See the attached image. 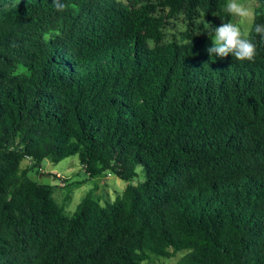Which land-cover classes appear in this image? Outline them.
Masks as SVG:
<instances>
[{"label":"trees","instance_id":"obj_1","mask_svg":"<svg viewBox=\"0 0 264 264\" xmlns=\"http://www.w3.org/2000/svg\"><path fill=\"white\" fill-rule=\"evenodd\" d=\"M253 61L203 52L228 0H0V264H264V0ZM178 21L183 31L170 33ZM205 21V23H204ZM76 156L71 216L28 177ZM29 160L31 166L22 168Z\"/></svg>","mask_w":264,"mask_h":264},{"label":"rangeland","instance_id":"obj_2","mask_svg":"<svg viewBox=\"0 0 264 264\" xmlns=\"http://www.w3.org/2000/svg\"><path fill=\"white\" fill-rule=\"evenodd\" d=\"M127 2V0H120ZM248 5L253 13L255 3L252 0H241ZM253 16L249 19L246 27L248 32L252 24ZM233 22L239 23L238 20ZM170 33L177 35L183 31V26L178 21H174L169 26ZM212 41L209 39L203 48V52L209 55L207 49L211 46ZM210 58V56H209ZM223 58H215V61H222ZM31 166L29 160L22 163V168ZM137 177L132 181L125 182L114 175L105 173L94 178H90L83 170L76 156L69 157L59 163L41 164L40 168H32L28 171V177L38 184L50 185L53 187V198L64 208L66 216H71L80 201L89 195L101 206L112 204L128 185H136L144 179L142 168H137ZM186 251H180L170 259L150 257L145 264H179Z\"/></svg>","mask_w":264,"mask_h":264},{"label":"clouds","instance_id":"obj_3","mask_svg":"<svg viewBox=\"0 0 264 264\" xmlns=\"http://www.w3.org/2000/svg\"><path fill=\"white\" fill-rule=\"evenodd\" d=\"M52 4L57 12H61L65 9L66 0H53ZM224 11L239 23L223 22L220 26L206 23L213 29L212 44L207 49L210 59L215 62V58H224L231 54L232 57L234 56L240 61H253L257 51L256 45L248 38V28L246 27L249 19L254 15L252 9L241 0H228ZM252 27L256 33L264 34V24Z\"/></svg>","mask_w":264,"mask_h":264},{"label":"water","instance_id":"obj_4","mask_svg":"<svg viewBox=\"0 0 264 264\" xmlns=\"http://www.w3.org/2000/svg\"><path fill=\"white\" fill-rule=\"evenodd\" d=\"M46 163H47V161H46V160H43V161H42V164H46Z\"/></svg>","mask_w":264,"mask_h":264}]
</instances>
